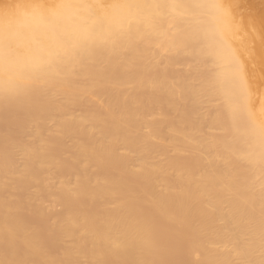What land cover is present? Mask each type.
Returning <instances> with one entry per match:
<instances>
[{"label":"bare ground","instance_id":"bare-ground-1","mask_svg":"<svg viewBox=\"0 0 264 264\" xmlns=\"http://www.w3.org/2000/svg\"><path fill=\"white\" fill-rule=\"evenodd\" d=\"M8 1L0 264H264V6Z\"/></svg>","mask_w":264,"mask_h":264},{"label":"rangeland","instance_id":"rangeland-1","mask_svg":"<svg viewBox=\"0 0 264 264\" xmlns=\"http://www.w3.org/2000/svg\"><path fill=\"white\" fill-rule=\"evenodd\" d=\"M10 1H11V0H10ZM250 1H251V3H252V1H253V4H255V3L257 2V5L255 4L256 6H259L258 3H259V4L261 3V5H260L261 7L264 6V0H260V1H259V0H258V1H256V0H250ZM255 1H256V2H255ZM8 2H9L8 0H4V2H3V0H2V1L0 0V3H3V4H2L3 6L6 5ZM11 2H12V1H11ZM254 2H255V3H254ZM251 3H250V5H251ZM250 5H249V6H250ZM255 5H253L252 7H249V6H248L249 10L246 9V11H247L248 13H250V12L253 11L252 13L255 14V15L257 16L259 13H255V12H258V11L260 12V10H259L258 7H257L256 10L258 9V11H256V10H255V7H256ZM262 5H263V6H262ZM3 6H2V7H3ZM6 6H7V5H6ZM2 7H0V8H2ZM4 7H5V6H4ZM250 8H251V9H250ZM252 8H253V9H252ZM259 8H260V7H259ZM260 9H261V8H260ZM252 13H250V14H252ZM263 25H264V24H263ZM263 25H261V24L259 25V27L262 26V27H260V30H259V31H261V30H262L261 28H263V33H262V31H261L260 33H261V35L264 37V26H263ZM263 37H262V39H264ZM263 42H264V40H263Z\"/></svg>","mask_w":264,"mask_h":264}]
</instances>
